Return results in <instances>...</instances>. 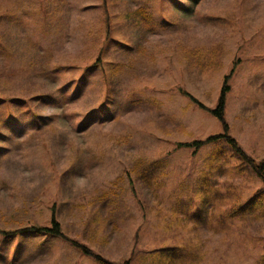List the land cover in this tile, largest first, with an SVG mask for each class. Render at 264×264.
Listing matches in <instances>:
<instances>
[{
  "label": "rangeland",
  "instance_id": "rangeland-1",
  "mask_svg": "<svg viewBox=\"0 0 264 264\" xmlns=\"http://www.w3.org/2000/svg\"><path fill=\"white\" fill-rule=\"evenodd\" d=\"M234 65L229 135L260 162L264 0H0V230L50 227L54 209L113 263L182 264L193 249L186 264H257L264 211L239 212L263 183L223 140L181 146L224 132L184 93L215 109ZM12 235L0 264H98L59 238Z\"/></svg>",
  "mask_w": 264,
  "mask_h": 264
},
{
  "label": "trees",
  "instance_id": "trees-1",
  "mask_svg": "<svg viewBox=\"0 0 264 264\" xmlns=\"http://www.w3.org/2000/svg\"><path fill=\"white\" fill-rule=\"evenodd\" d=\"M190 3H192L193 5H196L198 3L199 0H187ZM182 8H176L182 15H190L191 14V9L188 8L186 10H183V5L180 4ZM139 11V10H138ZM138 13V12H136ZM135 14V13H134ZM144 17H146V22H144V24L146 25V23L150 26H157L156 21L154 22V17L152 15V13L147 9V12H144L143 14ZM168 21V25H175L176 21L174 20H167ZM236 69V65H234L230 75L226 76L225 81H224V86L222 88V92L219 98V102L218 105L215 109L213 110H209L207 109L203 104H201L198 100H196L195 98H193V96L189 95L188 93H184L185 95L189 96L195 103H197L200 108L202 109H206L208 110L214 117H216L223 126V133L222 134H218V135H213L208 137L205 140H198V141H193L191 143H184L181 144V146L185 147V148H191L194 147L196 149L197 153L200 149H202L203 147H205L206 145H210V144H214L217 143L218 141L223 140L226 144H228L233 153L239 158L241 159L249 168H251L255 174L257 175V177L261 180V182L264 185V160L257 162L255 161L252 157H250L239 145L238 141L233 138L231 135H229V126L225 120V107H226V98H227V94L230 91V87L228 85V81L229 79L232 77V75L234 74ZM220 154H216L214 159L212 160L211 163L208 164L209 168H213L214 167V163L216 161H220V159L217 158V156ZM137 166L135 167L134 170H136L139 166V168H143L146 171H149V168L147 166V163H136ZM139 164V165H138ZM155 171L159 172L158 175L160 176H164V166L165 164L162 161H158L155 163ZM151 180V179H150ZM250 207L245 211V212H239V214L245 215V214H258L264 211V190L261 191L259 194H257L255 197H253V199H251L248 204ZM232 215H235V213H232ZM0 233L2 234H13L16 235L19 233L20 234H33V235H44L45 237L50 236V237H56L61 239L62 241L67 242L68 244H70L72 247L80 250L82 253H84L85 255L92 257L98 264H119V263H113L110 262L106 259H104L103 257L95 254L94 252H92L89 248H87L86 246H84L83 244H80L79 242L70 239L63 231L61 228L60 223L56 220V214H55V210L53 209V213H52V217H51V226L50 227H39V226H32V227H28L26 229L23 230H16V231H1ZM12 235V236H13ZM184 255V253L182 254H178V253H172L169 256H165L166 259H168V263H172L173 259L175 258L176 260H179L182 256ZM196 256V254L193 252V249H190V251H188V257H183L182 260L180 261V263L182 264H186L188 262H190V260L194 259ZM162 257H164V254H162ZM153 260L155 261V255L153 257ZM124 264H131L129 261L125 262ZM257 264H264V256H262V258L260 259V261Z\"/></svg>",
  "mask_w": 264,
  "mask_h": 264
}]
</instances>
